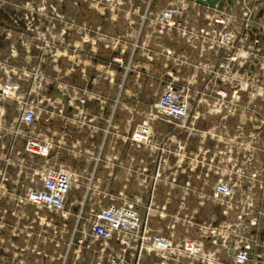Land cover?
Returning <instances> with one entry per match:
<instances>
[{
    "label": "crops",
    "instance_id": "1",
    "mask_svg": "<svg viewBox=\"0 0 264 264\" xmlns=\"http://www.w3.org/2000/svg\"><path fill=\"white\" fill-rule=\"evenodd\" d=\"M132 3L135 6V0H132ZM138 7L139 10L143 8V0ZM158 7L161 8V5ZM122 9L127 17L132 16L128 8H120L112 11L114 17ZM261 14L264 15V10H261ZM131 21L134 23L135 20L131 18ZM254 37L248 36L250 43ZM258 39L255 38V43H258L257 49L260 51L262 45ZM72 42L75 48L72 51L68 50L67 54L69 61L67 77L70 79L68 86L72 93L68 98V108L71 113L66 123V139L64 130L56 129L58 120H54L56 118L53 115L38 114L35 123L31 127H26L19 124V114L12 116L0 112V264H233V258L229 257L225 260L222 255L220 256L218 253L220 248L211 241L213 240L211 232L201 237L202 228L206 229L209 226L205 220H200L198 217L194 221L186 220L178 216L184 211L182 207L176 214H169L166 209L149 210V230L155 234H171L176 239L202 238L204 242L202 256L166 259L154 252L141 250L140 246L138 247L139 243L133 238L127 246L117 239L107 242L94 240L90 234L89 217L92 214L91 209H99L96 203L104 202L99 196L101 190L109 191L111 194L113 191L116 193L120 191L122 195L123 186L128 185L129 182L143 183L144 178H137L134 175V163L137 161L136 165H138L141 159V164L147 166L154 161L153 152L147 150V146L131 143L123 146L121 142L117 146V138L123 131L121 130L122 105H149L153 103L158 90L164 88L167 83H173L178 88H182L184 83L189 87L201 86L204 92L201 94L203 97L200 103L202 99L213 102L214 95V100L219 98L221 100L223 98L218 94L216 96L218 93L215 91L216 88L222 89L225 86L224 82L231 85L230 80L241 76V69L245 72L246 67L240 66L236 69L238 76L235 69L231 70L234 65L225 73L224 54L229 55L227 51L218 47L211 48L201 38L189 42L186 36H90L88 39L82 36V40L77 41V45L74 39ZM76 58H78L77 63ZM226 66L229 67L227 63ZM260 66L264 67V61L259 64ZM205 73L209 76L215 74L206 76L210 78L208 81L209 78H205ZM227 73L230 76H227ZM215 75L218 78L216 82H214ZM240 80L232 81L231 86L235 87L231 99L235 100L236 97L241 102L242 97L243 104H246L249 98L252 102L253 99L260 97L263 108L262 94L252 96L249 90L242 89L235 96L236 85L242 82ZM126 82L129 86L127 84L125 88L127 96L124 97L123 89ZM210 89L213 92H207ZM82 98L86 99L85 103L80 101ZM92 103L96 105V112L91 108ZM222 103L224 101L220 104ZM112 113L115 119L112 118L111 127L114 128L106 134L105 118L108 114L110 117ZM216 115L217 123L229 117L226 112ZM29 132L49 144L50 153L47 157L30 154L27 151ZM108 135L113 139H110V144L106 145ZM199 142L200 144L190 151L191 154L197 153V157L200 155L198 150L204 147L205 140L200 139ZM210 149L208 147L206 150ZM186 152L187 149L184 151L185 155ZM124 153L127 155L125 159L128 160L129 157L131 159L130 167H127L129 161L124 160ZM214 154H217V151ZM98 156L99 161H97ZM198 162L196 158L189 163L190 172L182 174L178 178L179 182L188 178L186 183H192L193 174L194 183L203 181L208 183L209 179H215L214 174L209 172L211 166L206 169ZM61 164L72 168L79 177L72 185L66 211L53 213L26 202L28 191L31 188L41 187L44 170L50 165ZM92 173L94 179L90 184L94 187L87 190L86 184ZM112 185H119L120 188L112 189ZM150 194L153 198L154 189ZM186 196L187 193L182 195L183 201ZM135 197L138 199V196ZM183 201L181 204H184ZM82 203L84 212L78 221V212ZM86 203L89 205L86 206ZM202 204L203 202L200 201L201 206ZM183 213L187 217L191 216L186 212ZM193 213L194 218L199 212L194 209ZM218 220L210 226L219 227L225 223L226 218L222 211ZM194 226H197L196 237L189 235ZM119 255L121 259L116 257ZM114 258L117 259L113 262Z\"/></svg>",
    "mask_w": 264,
    "mask_h": 264
},
{
    "label": "rangeland",
    "instance_id": "2",
    "mask_svg": "<svg viewBox=\"0 0 264 264\" xmlns=\"http://www.w3.org/2000/svg\"><path fill=\"white\" fill-rule=\"evenodd\" d=\"M166 2L167 0H158L156 7L159 5L163 7ZM139 3L141 0H135V7H138ZM262 7H264V0H225V2L222 0L215 9L192 6L187 12L189 23L187 36H201L197 35L200 28L212 30V27H216L222 30L224 27L221 25L218 28L219 25L213 21L216 13L222 11L226 12L225 16L232 21L229 29L238 31L239 36H247L246 41L238 42L231 56L224 54V61H226L224 71L226 73L234 65L231 70L235 69L238 76L236 69L240 66L246 67L245 72L241 69V76H238L237 80H249L252 83V87L248 89L252 96L256 94L264 96L263 90L261 91L263 77L259 67V64L264 61V53H262L264 52V15L261 14V10L264 8ZM123 8H128V12L130 11V5ZM158 8L156 11L159 10ZM144 10L145 5L143 3L139 15L131 13L132 16L127 17L122 9L114 17V12L110 11L101 0H0V84L11 79L20 82L21 85L20 93L15 95L3 94L0 90V112L15 116L19 114V101L33 105L39 116L41 114V116L53 115L56 118L54 120H58V125L55 127L60 131L64 130L66 139V123L71 113L68 108V98L69 94L72 93L68 86L70 79L67 77L69 65L67 54L68 50L72 51L75 48L72 39L77 45V41H81L82 36L86 39L90 36H182L177 30L171 33L166 30L161 32L159 26L150 25L148 24L149 21L142 24ZM247 11L249 15H245ZM131 18L135 20L134 23H132ZM207 36L214 35L211 33ZM248 36H255L251 43ZM255 38H259L258 40L262 45L260 51L257 49L258 43H255ZM222 49L223 51L226 50L225 48ZM75 60L77 63L78 58ZM226 63L229 67L226 66ZM227 74L230 76L229 73ZM204 76L205 78L210 77L207 73ZM217 80L215 75L214 82ZM128 82L124 83V97L127 94L125 88ZM170 84L167 83L164 88L161 87L154 96L153 103L149 105H122L123 125L121 130L123 131L121 132L122 135L117 138V146L120 142L123 146L130 144L132 131L143 121L160 94ZM197 88L199 93L204 92L201 86ZM218 90L222 91L223 89ZM218 90L216 88L215 91L218 92ZM210 91L213 92L211 89L207 92ZM187 93L191 95L192 106L191 116L185 125L181 122H167L162 119L153 124L151 140L145 146H147V150L153 152L154 161L146 166V164H141V159H138L139 164L136 165V161L133 166L134 175L137 178H144L142 179L143 183L129 182L128 185L123 186L122 195L120 191L117 193L113 191L111 194L109 191L101 190L99 196L103 198L104 202H110L111 198L135 201L144 215L152 209H166L170 212L169 214H176L182 207L183 212L191 216L187 217L183 212L178 216L193 221L198 217L200 220H205L208 225L213 224L219 221L221 215L220 206L211 199L215 179L206 180L208 183L204 181L194 183L195 175L193 174V177L191 176L192 183L187 184L188 178L186 181L181 180L180 182L178 178L182 174L190 172L189 163L196 158L199 160L198 163L207 169L211 165V157L217 151L215 165L225 169V165L228 163L227 170L233 172L234 178L239 180L247 177L251 180V173L259 172L254 181L253 190L256 195V203L264 213V107L262 108L260 104L262 98L253 99L252 102L249 98L246 104H243L241 99V102H237L238 99H235L226 106L223 103L220 104L221 101H225L224 99L214 100V94L213 102L202 99L200 103L193 98L192 92ZM202 97L200 96V98ZM95 106L92 103L93 112L97 111ZM222 112L228 113L229 117L227 119L223 117L224 121L215 122L218 118L216 114H222ZM108 119L109 114L105 118L106 126ZM64 125L66 126L64 127ZM113 128L110 126V130ZM110 139L113 138L108 135L106 145L110 144ZM200 139L205 140V143L203 144L204 147L198 150L200 155L197 157V153L191 154L190 151L200 144ZM182 146H186L188 151L185 156L184 150L181 149ZM208 147L211 149L206 150ZM221 150H224L223 153ZM230 150H232L231 153ZM123 157L124 160H127L125 153ZM127 161H129L127 167H130V157ZM240 168H244V170L240 171ZM119 188V185H112V189L118 190ZM152 189H154L153 198L150 194ZM186 193V199L183 201L182 195L184 196ZM135 196H138V199ZM181 201L184 204H181ZM200 201L203 202L202 206ZM88 203L90 202L88 201ZM194 209H197L199 213L193 218ZM262 220L264 222V217ZM196 227H193L190 236H197ZM222 233H225L224 236L230 250L220 248L218 253L225 260L229 257L232 259L235 241L241 239L242 233L233 230H225ZM261 235L263 236V234H259L256 237L261 238ZM253 251L260 253L261 257L248 264H264V237L258 241V245Z\"/></svg>",
    "mask_w": 264,
    "mask_h": 264
},
{
    "label": "built area",
    "instance_id": "3",
    "mask_svg": "<svg viewBox=\"0 0 264 264\" xmlns=\"http://www.w3.org/2000/svg\"><path fill=\"white\" fill-rule=\"evenodd\" d=\"M101 1L105 3L110 11L118 10L124 6L129 7L130 5V13H137L139 15L141 12L139 7L134 6L132 0ZM157 1L158 0H143L145 10L142 14V24L149 21L148 24L159 26L161 32L166 30L171 33L177 30L180 35L186 36L189 42L201 38L205 43L209 44L211 48H225L230 56L238 45V42H244L247 39V36H239L240 33L238 31L231 28L229 29L232 21L225 16L226 12L224 11L217 12L214 16L215 19L213 18L216 25H219L218 28H220L221 25L224 27L222 30L216 27H212V30L200 28L197 35L201 36H187V31H189L187 12L189 8L192 6H203L208 9H215L220 5L222 0L213 7L198 3L197 0H167L166 5L156 11ZM245 15H249V12L247 11ZM211 33H213L214 36H207ZM260 69L263 77V87L261 86V89H263L264 93V67L260 66ZM232 81L238 82L237 79H233ZM232 81L230 80L231 84ZM251 87L252 83L249 82V80L240 82L239 85H236L234 91L235 96L238 94L239 90L245 89L248 91ZM0 90L3 94L15 95L20 93L21 85L18 81L7 79L6 82H1ZM218 95L225 99L226 94L223 90H218ZM235 99L237 100L238 98L235 97ZM85 100L86 99L82 98L80 101L85 103ZM237 102H239V99ZM19 104V124L31 127L38 116L36 108L23 101H19ZM191 106V95L188 93L185 94L182 88H178L171 83L160 94L158 100L145 115L143 121L132 131L130 143L138 146L147 145L151 140L153 124L161 119L167 122H181L185 125L191 116ZM113 115L114 113L110 115L108 125L105 127L106 134L110 132V121ZM225 147L227 149V146ZM26 148L30 154H38L44 157H47L50 153L49 144L44 143L40 138L35 137L30 132L27 133ZM181 149L185 151L186 146H182ZM223 151L224 150H221L222 153ZM231 152L232 150H230V153ZM216 156L217 154L211 157L210 162L211 168L209 172L215 176L211 199L215 204L220 206L226 221L219 227L209 225L206 229L202 228L203 233L201 237L211 232L213 236L212 241L217 245V248H227L230 250V247L227 246L226 237L224 236L225 233L222 232H225V230L240 231L242 237L240 240L236 239L233 247V264H248L261 257L260 253H255L253 250L257 247L258 241L262 240L264 237V222L262 220L264 213L256 203V195L253 190L255 185L254 181L258 177L259 172L251 173V180L247 177L238 180L234 178L233 172H228L231 171L227 170L228 163H226L225 169L215 165ZM99 160L100 157L98 156L97 161ZM239 170L243 171L244 168H240ZM78 179L79 177L75 171L69 166L64 164L50 165L43 172L41 187L31 188L27 193L26 202L33 204L37 208L45 209L53 213L65 212L72 185L74 181ZM89 179L90 180L86 184L87 190H91L94 187V185L92 186L90 184V181L94 179L93 173ZM84 199H86V196ZM96 206L99 209H91L92 214L89 217L91 225L90 234L94 240L107 242L117 239L127 246L133 238L139 243L138 247L140 246L141 250L154 252L166 259H177L180 256L196 258L203 255L204 242L202 238L184 237L176 239L171 234H155L151 232L149 230V210L145 216L140 211L135 201L112 198L108 203L102 201L97 202ZM83 212L84 204L82 203L78 212V221L82 218ZM259 234H263V236L261 235V238L256 237ZM116 257L121 259L120 255ZM115 259L117 258H114L113 262Z\"/></svg>",
    "mask_w": 264,
    "mask_h": 264
},
{
    "label": "flooded vegetation",
    "instance_id": "4",
    "mask_svg": "<svg viewBox=\"0 0 264 264\" xmlns=\"http://www.w3.org/2000/svg\"><path fill=\"white\" fill-rule=\"evenodd\" d=\"M224 84H225V86H223L222 89L225 92L226 96H225V99H224L225 101H224L223 104L226 105V106H228L227 104H229L230 101L233 102L232 99H231V93L233 92V88L235 86H231L232 84L230 85L228 82H224ZM182 89L184 90L185 94H187V92H190V93L192 92L193 93V98L195 100L197 99L198 102L200 101V99H201L200 96H201L202 93H199V91L197 90L198 88L196 86L195 87H189L186 83H184L183 86H182Z\"/></svg>",
    "mask_w": 264,
    "mask_h": 264
},
{
    "label": "water",
    "instance_id": "5",
    "mask_svg": "<svg viewBox=\"0 0 264 264\" xmlns=\"http://www.w3.org/2000/svg\"><path fill=\"white\" fill-rule=\"evenodd\" d=\"M220 0H197L198 3L209 5L213 7L216 3H218Z\"/></svg>",
    "mask_w": 264,
    "mask_h": 264
}]
</instances>
